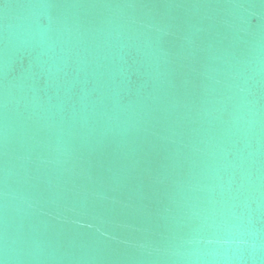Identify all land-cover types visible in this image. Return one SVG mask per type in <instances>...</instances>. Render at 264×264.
Wrapping results in <instances>:
<instances>
[{
	"label": "water",
	"instance_id": "obj_1",
	"mask_svg": "<svg viewBox=\"0 0 264 264\" xmlns=\"http://www.w3.org/2000/svg\"><path fill=\"white\" fill-rule=\"evenodd\" d=\"M0 264H264V0H0Z\"/></svg>",
	"mask_w": 264,
	"mask_h": 264
}]
</instances>
